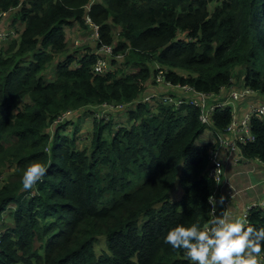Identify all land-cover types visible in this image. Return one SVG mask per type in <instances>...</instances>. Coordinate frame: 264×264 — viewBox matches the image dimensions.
<instances>
[{"label":"trees","instance_id":"obj_1","mask_svg":"<svg viewBox=\"0 0 264 264\" xmlns=\"http://www.w3.org/2000/svg\"><path fill=\"white\" fill-rule=\"evenodd\" d=\"M89 1L0 0V10L16 6L7 22L16 35L0 42V218L7 210L12 222L2 229L0 264H191L164 237L177 224L203 228L209 217L211 144L195 142L207 126L199 106L133 101L159 69L216 92L239 66V84L264 93V0H217L212 11L210 0H94L87 10ZM87 11L99 36L86 41H115L121 55L102 73L96 48L79 50L69 31L88 30ZM101 102L113 104L107 118L95 115ZM230 118L229 107H216L210 127L222 130ZM250 127L253 140L240 152L264 161V116L254 114ZM33 161L50 166L23 191ZM178 171L183 193L169 200ZM247 218L264 227V206ZM101 234L108 251L96 254Z\"/></svg>","mask_w":264,"mask_h":264},{"label":"built area","instance_id":"obj_2","mask_svg":"<svg viewBox=\"0 0 264 264\" xmlns=\"http://www.w3.org/2000/svg\"><path fill=\"white\" fill-rule=\"evenodd\" d=\"M92 2L93 0H90L88 3L87 10H89V5ZM19 5L20 3L17 6ZM15 7L10 6L7 9L0 10V42L7 41L11 35H14V30L6 25V19ZM84 21L88 26L89 38L96 39L99 36V25L91 18L88 11L85 13ZM74 43L81 44V39L79 37L74 38ZM112 47L113 42L110 44L102 43L100 46L95 47L98 55L94 63V69L98 73H102L108 69L112 57L119 58L121 56L120 53L113 55ZM151 88V90L148 89L147 91L141 92L133 102L143 101L151 103L158 101L170 104L175 108L180 107L182 104L190 103L200 107L199 119L206 126H211L213 110L216 107H229L231 109V118L224 128L222 130L213 129V138L209 142L211 146L208 153V173L214 180V190L210 196H214L217 200L218 192H221V196L225 198L223 206L227 209L237 190L233 183L224 177L223 163L225 160L237 162L244 157L239 152V145L245 143L247 140H253L254 135L250 127L251 118L254 114L264 116V100L249 101L246 107L241 109L240 112L238 111L239 108L237 109L235 105V101L253 96L259 92L249 85L233 82V77L230 85L222 86L216 92L201 91L188 82L180 83L168 80L165 78L162 69H159L155 73ZM97 106H99V109L95 112V115L107 118L108 111H111L113 104L110 102H101ZM119 106L121 105H115V107ZM70 112L71 110L68 109L60 115H57L54 119V126L61 122L65 115L70 114ZM257 205L250 203L246 211ZM212 213L213 209L212 205H210L209 217L204 227L208 226L212 218ZM2 229H0V236ZM258 264H264L263 253L258 257Z\"/></svg>","mask_w":264,"mask_h":264},{"label":"clouds","instance_id":"obj_3","mask_svg":"<svg viewBox=\"0 0 264 264\" xmlns=\"http://www.w3.org/2000/svg\"><path fill=\"white\" fill-rule=\"evenodd\" d=\"M46 174L44 165L30 162L22 177V190L29 191ZM224 199L221 196L217 202L214 196L208 197L213 209L208 226L177 224L169 229L164 242L174 250H183L191 264H258L264 249V227L251 226L246 213L233 216L221 212L217 215V203L223 205Z\"/></svg>","mask_w":264,"mask_h":264},{"label":"crops","instance_id":"obj_4","mask_svg":"<svg viewBox=\"0 0 264 264\" xmlns=\"http://www.w3.org/2000/svg\"><path fill=\"white\" fill-rule=\"evenodd\" d=\"M79 27L74 26L69 31L73 36H77L79 33ZM83 46V45H82ZM87 46H89L87 44ZM79 50L81 48L79 47ZM151 88V86L149 87ZM264 100V93H257L250 97L242 98L241 100L235 101V105L240 112L241 109L245 108L249 101H259ZM209 133L204 134V139L202 143H209L213 138V129L210 128ZM240 152V149H239ZM241 153V152H240ZM253 165L252 168L249 166ZM224 177L230 180L237 193L228 205V208H224L223 205L217 203L216 214L219 215L221 212H227L229 215L239 216L246 213L248 205L250 203L258 204L259 206H264V161L257 157H246L239 159L237 162L232 160H225L223 163ZM259 176V178H257ZM252 186V187H249ZM253 191V192H252ZM182 188L176 190L175 198L178 199L182 196ZM251 193H256L260 195L258 199H252ZM221 197V192H218L217 202ZM262 202V203H261Z\"/></svg>","mask_w":264,"mask_h":264},{"label":"rangeland","instance_id":"obj_5","mask_svg":"<svg viewBox=\"0 0 264 264\" xmlns=\"http://www.w3.org/2000/svg\"><path fill=\"white\" fill-rule=\"evenodd\" d=\"M94 1V0H93ZM216 1L217 0H210L208 2V8L209 10H213L214 7L216 6ZM90 2V1H89ZM88 5V4H87ZM20 6V5H19ZM15 13V12H14ZM13 18L12 20L15 19V15L13 13H11L9 15V17L6 19V23L10 20V18ZM12 22V21H11ZM7 25V24H6ZM16 31V30H15ZM18 31V30H17ZM14 35H16V33H14ZM77 35L79 36V38L81 39V44H79V47L81 48L82 47V44L84 45L85 42H89V49H93L96 47V43L95 41L93 40H88L86 41L87 39H89V32L88 30L86 29H83L82 30H79V33H77ZM180 36H182L183 34L180 33L179 34ZM115 42V41H113ZM86 44V43H85ZM62 58V54L60 55H57L54 59H53V63H49V65L47 66V71H45V75L47 77H52V70H50V68H52V65L55 64L56 61L60 60ZM115 65H118V64H115ZM239 69V66H236L235 67V74H238L237 71ZM233 75V82H236L237 84L239 83L238 82V78L236 75ZM152 88H149V90H151ZM110 111H108L109 113ZM80 116H74L72 118V122L73 123H78L80 121ZM211 127L210 126H207L205 129H203V131L200 133V135L195 139V142L196 143H202V140H205L204 139V134L206 133H209L211 131L210 129ZM69 131L71 132L72 130V127L69 126L68 127ZM91 130V116L89 115V117L87 118H84L82 119L81 121V132H80V140H82V137H84V135L88 134L89 135V132ZM86 142H90V138L89 137H86L85 139ZM78 145H79V142H78ZM80 147H83V146H87V145H79ZM181 165V164H180ZM180 165H179V168H180ZM250 168L253 167V165L251 164V166H249ZM7 170V168H5V171ZM4 171V172H5ZM5 175V173L2 174V176ZM259 178V176L257 177ZM0 182H1V179H0ZM249 187H252V186H249ZM180 189L181 188V185H180V182H179V171L177 173V176L175 178V181L173 183V186L169 189V194H168V197H169V200H173L175 198V193H176V190ZM253 192V191H252ZM250 196H252V199H258L260 197V195L256 194V193H251ZM179 199V198H178ZM7 210H5L2 214H1V218H0V229L3 228L4 224L8 225V224H12L11 220H9L8 216H7ZM94 251L96 254H99V253H102L103 251H108V248H107V244H106V240H105V236L103 234L99 235L97 237V239L95 240L94 242Z\"/></svg>","mask_w":264,"mask_h":264},{"label":"water","instance_id":"obj_6","mask_svg":"<svg viewBox=\"0 0 264 264\" xmlns=\"http://www.w3.org/2000/svg\"><path fill=\"white\" fill-rule=\"evenodd\" d=\"M50 162L47 163V165L45 167H47L49 165Z\"/></svg>","mask_w":264,"mask_h":264}]
</instances>
